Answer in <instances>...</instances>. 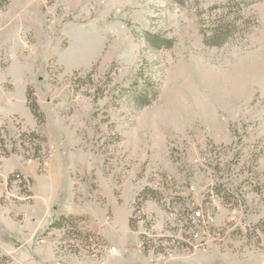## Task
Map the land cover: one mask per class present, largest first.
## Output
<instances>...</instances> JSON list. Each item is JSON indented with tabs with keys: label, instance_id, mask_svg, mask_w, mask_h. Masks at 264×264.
<instances>
[{
	"label": "rangeland",
	"instance_id": "1",
	"mask_svg": "<svg viewBox=\"0 0 264 264\" xmlns=\"http://www.w3.org/2000/svg\"><path fill=\"white\" fill-rule=\"evenodd\" d=\"M0 264H264V0H0Z\"/></svg>",
	"mask_w": 264,
	"mask_h": 264
},
{
	"label": "trees",
	"instance_id": "2",
	"mask_svg": "<svg viewBox=\"0 0 264 264\" xmlns=\"http://www.w3.org/2000/svg\"><path fill=\"white\" fill-rule=\"evenodd\" d=\"M175 1H178L179 3H184V1L185 0H175ZM221 28H218L217 30H216V32H218V30H219V33L221 34V32L223 33H225L226 32V30H228V26L226 27H223V26H220ZM221 29V30H220ZM223 33V34H224ZM217 34V33H216ZM225 35H226V33H225ZM227 37V36H226ZM164 41V40H163ZM139 102L141 103V104H143V105H146V104H148L149 103V101L147 100V95H141L139 98ZM32 106V108H33V110L35 111V113H37V110H36V103L35 104H33V105H31ZM143 196H144V194H143Z\"/></svg>",
	"mask_w": 264,
	"mask_h": 264
},
{
	"label": "built area",
	"instance_id": "3",
	"mask_svg": "<svg viewBox=\"0 0 264 264\" xmlns=\"http://www.w3.org/2000/svg\"><path fill=\"white\" fill-rule=\"evenodd\" d=\"M196 214H197V215H200L201 212H200V211H197ZM111 252H112L113 254H117V253H118V249H117V247H114V246L111 247Z\"/></svg>",
	"mask_w": 264,
	"mask_h": 264
}]
</instances>
